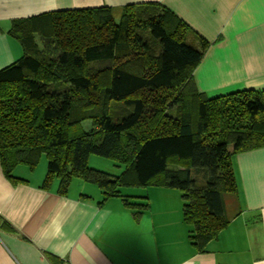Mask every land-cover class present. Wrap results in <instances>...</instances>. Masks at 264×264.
Returning <instances> with one entry per match:
<instances>
[{
    "label": "trees",
    "instance_id": "1",
    "mask_svg": "<svg viewBox=\"0 0 264 264\" xmlns=\"http://www.w3.org/2000/svg\"><path fill=\"white\" fill-rule=\"evenodd\" d=\"M8 34L23 54L0 70L5 177L25 183L16 169L35 170L45 156L44 189L57 178L66 195L79 179L104 201L122 198L136 219L149 205L131 202L123 187L178 189L191 244L205 253L231 222L234 157L264 148V89L202 93L195 71L209 43L157 3L55 11L15 20ZM88 120L93 129L79 132ZM92 155L124 171L93 169ZM0 227L13 231L1 218Z\"/></svg>",
    "mask_w": 264,
    "mask_h": 264
},
{
    "label": "crops",
    "instance_id": "2",
    "mask_svg": "<svg viewBox=\"0 0 264 264\" xmlns=\"http://www.w3.org/2000/svg\"><path fill=\"white\" fill-rule=\"evenodd\" d=\"M148 3L164 5L209 43L195 73L202 93L264 89V0H0V70L23 54L8 34L15 20ZM42 158L35 170L16 169L26 180L18 185L0 165V218L13 227H0V264H264V148L234 157L238 194L230 208L226 199L231 222L205 253L191 244L180 190L123 187L131 202L149 205L136 219L122 198L104 201L97 185L79 179L66 195L57 178L44 189Z\"/></svg>",
    "mask_w": 264,
    "mask_h": 264
},
{
    "label": "rangeland",
    "instance_id": "3",
    "mask_svg": "<svg viewBox=\"0 0 264 264\" xmlns=\"http://www.w3.org/2000/svg\"><path fill=\"white\" fill-rule=\"evenodd\" d=\"M116 15L118 17L120 14L117 13ZM195 73H196V71H195ZM92 129H93V124H92V121H89V120L83 122L79 126V128H78L79 132H88V131H90ZM74 133L75 132H73V134ZM42 159H46V157L44 156ZM89 166L91 168H93V169H96V170H99V171H102V172L109 173V174H111L113 176H120L122 174V172L124 171V167L118 165L113 160H110V159H107V158H103V157H100V156H97V155H92L90 157V159H89ZM15 175H16V172H15ZM226 199L229 201L228 207L230 208V205H231V203H230L231 196L227 195L226 196Z\"/></svg>",
    "mask_w": 264,
    "mask_h": 264
}]
</instances>
